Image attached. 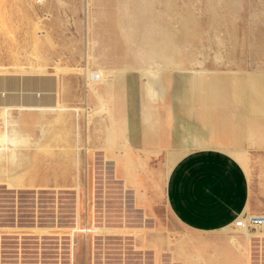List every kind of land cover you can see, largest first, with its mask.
<instances>
[{"label": "crops", "instance_id": "crops-1", "mask_svg": "<svg viewBox=\"0 0 264 264\" xmlns=\"http://www.w3.org/2000/svg\"><path fill=\"white\" fill-rule=\"evenodd\" d=\"M117 40L111 37L120 47ZM121 49V70L86 69V82L88 70L102 74L100 83L87 82L99 99L88 127L64 121L79 119L80 109L58 91L50 101L39 94L23 101L0 73V264H136V252L150 264H264V225L232 228L241 215L264 217V151L250 157L238 147L247 137L264 150V77L204 83L184 74L181 49L173 56L161 42L144 45L141 55L128 43ZM145 62L155 67L138 66ZM135 69L143 145L158 146L163 125L177 124L166 101L170 86L189 108L201 106L205 127L226 131L221 140L206 128L187 129L171 163L183 156L165 178L136 158L129 138L122 93Z\"/></svg>", "mask_w": 264, "mask_h": 264}, {"label": "rangeland", "instance_id": "rangeland-1", "mask_svg": "<svg viewBox=\"0 0 264 264\" xmlns=\"http://www.w3.org/2000/svg\"><path fill=\"white\" fill-rule=\"evenodd\" d=\"M111 37L118 38L120 47ZM155 42L165 44L171 56L181 49L179 63L184 74L204 83L232 84L251 74L264 77V0H46L42 4L0 0V73L5 75L6 88L19 90L23 101L36 94L40 100L50 101L58 91L59 99L80 109L79 119L74 115L64 121L86 127L90 107L99 103L98 97L87 91L86 69L96 71L103 66L121 70L125 67L122 45L128 43L130 52L141 55L144 45ZM151 64L138 66L155 67ZM41 66L46 72H35ZM59 68L67 71L59 72ZM168 78L171 81L174 76ZM41 79L49 86L39 87ZM140 86L139 71L131 70L122 93L131 126L129 138L136 158L161 178L168 176L183 156L171 163V153L183 149L181 141L187 129L206 128L214 138L225 137L224 129L205 127L199 117L201 106L189 108L184 93L178 94L170 86L166 101L177 115V124L174 129L163 125L160 139L154 136L158 146L143 145ZM107 90L103 88L104 94ZM156 107L165 117L164 105ZM238 147L246 149L250 157L264 151L247 137ZM197 149L202 148L191 147L188 152ZM165 216L169 218L167 212ZM138 254L136 264H150Z\"/></svg>", "mask_w": 264, "mask_h": 264}, {"label": "built area", "instance_id": "built-area-1", "mask_svg": "<svg viewBox=\"0 0 264 264\" xmlns=\"http://www.w3.org/2000/svg\"><path fill=\"white\" fill-rule=\"evenodd\" d=\"M37 3L42 4L43 0H36ZM264 225V217L262 216H245L241 215L233 223L234 230H245L249 228L261 227Z\"/></svg>", "mask_w": 264, "mask_h": 264}, {"label": "bare ground", "instance_id": "bare-ground-1", "mask_svg": "<svg viewBox=\"0 0 264 264\" xmlns=\"http://www.w3.org/2000/svg\"><path fill=\"white\" fill-rule=\"evenodd\" d=\"M45 0H43L44 2ZM87 82L88 85H94V84H98L101 82L102 80V74L100 72H91V71H87ZM231 230V229H230ZM235 231H242V230H235Z\"/></svg>", "mask_w": 264, "mask_h": 264}]
</instances>
